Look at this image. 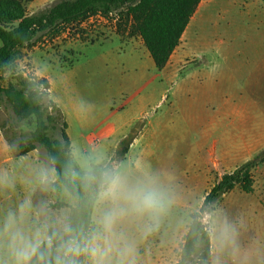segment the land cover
<instances>
[{"label":"rangeland","instance_id":"rangeland-1","mask_svg":"<svg viewBox=\"0 0 264 264\" xmlns=\"http://www.w3.org/2000/svg\"><path fill=\"white\" fill-rule=\"evenodd\" d=\"M23 1L31 15L56 0ZM204 3L207 12L197 37L198 13L170 66L174 68V61L187 55V65L181 73L187 72L193 77L188 91L180 94L182 102L178 103L172 96L176 84L168 87L165 95L168 102L162 101V95L157 96L156 108L150 107L140 117L146 123L145 128L125 158L119 160L122 171L153 179L171 198L156 230L146 233L142 219H127L118 225V230L135 244L137 264H176L192 215L200 211L206 196L221 178L234 171V167H217L213 161L212 118L218 103H241V95L231 100L212 96L209 90L203 93L197 88L195 72L207 70L201 67V61L208 62L209 72L214 61L223 62L217 55L205 53L210 50L204 46L208 39L218 41L233 57H238V50L243 46L264 45V0H204ZM118 20L117 15L109 20L96 17L71 27V31L58 37H44L34 48L22 50L19 61L20 71L25 75H37L47 78L50 84L53 82L52 99L62 107L71 126L72 149L82 155H98L109 160L119 159L120 142L131 129L132 132L136 129L137 126L132 128L136 122L110 139L103 136L132 117L134 109L144 103L147 92L158 87L162 74L153 60L148 62L146 57L137 59L131 54L130 43L142 48V39L131 34L126 20L122 21L120 29ZM194 38L199 49L195 43L193 46ZM230 66L231 78L238 88L244 81L245 65L241 59ZM10 78V74L4 76L5 87ZM2 128L12 138L14 133L35 130L36 123L35 120L18 123L11 107L0 99L3 136ZM50 136L58 135L51 131ZM9 151L11 154L0 149V171L8 173L15 187L0 189V219L26 198L34 205L49 200L56 212L68 206L59 191L45 193L28 183L34 181L37 169L48 159L44 149L40 148L36 156L19 159L13 157L10 148ZM253 180V193L247 194L238 186L213 203L208 211L236 227L241 249L248 254V264H264V163L254 169ZM59 203L66 206L56 207ZM95 216L96 208L93 227ZM160 252L168 256L158 263Z\"/></svg>","mask_w":264,"mask_h":264},{"label":"trees","instance_id":"trees-1","mask_svg":"<svg viewBox=\"0 0 264 264\" xmlns=\"http://www.w3.org/2000/svg\"><path fill=\"white\" fill-rule=\"evenodd\" d=\"M203 0H56L38 13L28 14L23 0H0V99L12 109L16 121L35 120L36 128L29 133L3 136L17 158L44 149L48 157H56V167L62 171L70 158L72 142L68 134L66 116L50 97L51 84L47 78L25 75L20 71L22 50L34 48L44 37H58L70 28L92 18L110 19L117 15L119 28L122 21L130 24L131 34L140 37L157 70L163 71L170 62L182 37ZM11 78L5 87L4 76ZM136 129L121 142L118 160L128 154L131 145L145 128L140 120ZM58 136H50V132ZM264 163V151L230 174H225L206 196L199 212L192 215V223L181 245L177 264H211L212 243L202 231L200 214L209 210L225 194L240 186L243 192H254L253 171ZM64 203L56 207H64ZM95 206L82 200L73 211V220L87 232L93 228Z\"/></svg>","mask_w":264,"mask_h":264},{"label":"clouds","instance_id":"clouds-1","mask_svg":"<svg viewBox=\"0 0 264 264\" xmlns=\"http://www.w3.org/2000/svg\"><path fill=\"white\" fill-rule=\"evenodd\" d=\"M49 156L30 185L45 193L59 191L68 205L56 212L49 200L30 198L0 219V264H137L135 244L118 230L127 219L145 221V232L159 227L171 198L153 179L122 171L117 159L82 155L72 149L62 171ZM14 180L0 171V189L14 188ZM96 208L94 225L85 231L74 223L73 211L82 200ZM199 223L213 242L211 264H248L238 231L214 212L204 211Z\"/></svg>","mask_w":264,"mask_h":264},{"label":"crops","instance_id":"crops-1","mask_svg":"<svg viewBox=\"0 0 264 264\" xmlns=\"http://www.w3.org/2000/svg\"><path fill=\"white\" fill-rule=\"evenodd\" d=\"M204 5L205 3L203 0L200 7L198 8V11L195 14L196 16L198 13L200 20L199 24L196 27V34H195L196 37L198 35L197 32L199 29V25L202 21V18L204 17V15H206L207 12ZM189 26L182 37L181 44L184 40L185 34L189 29ZM196 40L197 39L193 41V46L196 44L195 47L199 49V44L196 43L197 42ZM207 41L208 43L207 42L204 43V46H206L210 50H208L205 53L217 55L218 58L224 62V64L223 62L214 61L212 63L213 67L210 69L211 71L209 72L208 62L206 60H204L203 62L201 61L202 64L201 67H207V70L195 72V77L199 82L197 84L198 85L197 88H200L203 93H206V90H209V93L212 96H222V97H226L227 99L230 97L231 100L233 99L232 97L241 95V103L233 104L231 101L221 104L218 103L215 107L216 113L212 118L213 131H212L211 155H213L214 157L213 161H215V165L217 167L218 166L224 168L234 167L233 170L235 171L240 166L251 161L258 154L264 151V54H263L264 45L261 43H256L253 45L243 46L238 50V57H233L230 56L229 53H227L222 48L221 45H219L218 41L211 39H208ZM130 44L132 45L131 54L136 56L137 59L138 58L142 59L143 57H146V59L149 60L148 62L152 60L150 54L148 55L149 53L148 50L143 45L144 44L143 41H142V48L135 47L133 42ZM181 44L172 55L167 67L163 71H161L162 74L159 78L158 87L151 88V90L147 92V95L145 97L146 100L144 99V103L136 107L132 112V117L126 122H121L113 130L106 132L105 135L103 136L104 138L110 139L111 137L116 136L127 125L142 120V118L140 117L143 114H145L150 107L152 108L155 106L154 100L157 98V96L162 95L161 97L162 101L165 103L168 102L165 95L168 90V87L171 86L172 84H176V89L173 90V95H172L173 98H175L176 103L182 102V98L180 97V94L184 93L185 91H188L189 83L190 81H192L193 77L192 75H189V73L187 72L186 73L183 72V75L181 73L182 68H184L183 66L187 65V62L185 61L188 57L185 54L182 55L179 60L174 61L173 63L174 68L172 69L170 68L173 57L175 53L179 50V48H181ZM201 46H203L202 43ZM204 58L205 57H203V59ZM241 59L243 61V65H245L244 69L246 70L247 74L244 73L242 75L243 76L242 78L244 80L243 84L237 88L235 81H233L231 78L232 71L230 65L235 64L237 61ZM173 69L174 70L179 69L178 70L179 72L172 71ZM177 80L178 82H176ZM51 84L52 86L50 90V97L52 99V93H53L52 81ZM155 91L157 92V94ZM54 102L57 103L56 101ZM173 103H171V105H174ZM57 104L59 105V103ZM60 108L62 109L61 106ZM67 123L69 127L67 132L70 137L69 129L71 126L69 125L68 121ZM126 137H124L121 140V142ZM0 139H1L0 149L2 151H6L7 153L11 154V152L9 151L10 146L6 141V139L4 138V136H2L1 132H0ZM134 142L131 145V147L134 145ZM37 153L38 150L33 151L28 155L36 156ZM13 157H15L14 154ZM164 256L165 257L168 256L167 253L160 252V255L158 256L156 262L158 263L164 262L165 260L162 259ZM179 260H180V256L176 264L179 262Z\"/></svg>","mask_w":264,"mask_h":264}]
</instances>
